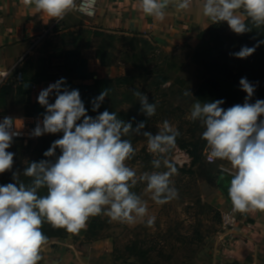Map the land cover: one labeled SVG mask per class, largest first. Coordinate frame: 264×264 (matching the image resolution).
Masks as SVG:
<instances>
[{
    "label": "clouds",
    "instance_id": "9594fccd",
    "mask_svg": "<svg viewBox=\"0 0 264 264\" xmlns=\"http://www.w3.org/2000/svg\"><path fill=\"white\" fill-rule=\"evenodd\" d=\"M23 4L58 23L72 11L93 15L96 0H82L80 4L77 0H23ZM191 4L192 0H138L140 11L158 22L165 20L169 6L182 12ZM202 14L214 24L227 22L233 33L241 35L253 27H264V0H203ZM261 44L264 40L252 47L242 46L230 55L245 59ZM239 84L247 94L243 104L225 109L221 107L223 100H197L191 106L190 119L199 121L205 129L201 138L206 141L208 160L227 161L233 170L232 179L225 182L232 212L264 213V119H260L264 116V100L250 103L255 86L246 78ZM108 92L104 89L92 99L93 112ZM52 95L54 103L49 102ZM133 95L139 100L141 113L148 118L156 114L157 104L150 103L147 95L137 90ZM183 95L193 97L190 90ZM37 100L46 112L31 136L63 135L43 153L49 159L31 162L24 169L23 175L31 178L29 183L20 182V173L13 172L15 183L0 185V264H39L48 242L42 231L45 223L73 235L86 229L90 218L101 214L122 224L139 221L154 226L155 217L148 215L147 202L131 190L138 182H146L145 191L157 205L179 198L171 179L178 168L169 153L176 148L180 132L169 121H163L154 135L143 131L145 122L133 127L131 121L118 118L115 112L104 110L89 116L79 90H70L64 78L42 89ZM18 121L10 116L0 121V174L13 167L15 154L7 149L20 135L17 130L22 125ZM131 135L147 138L148 151L154 156L152 167L164 171L144 172L137 177L126 163L136 154L131 140L125 138ZM42 189L46 190L43 195Z\"/></svg>",
    "mask_w": 264,
    "mask_h": 264
},
{
    "label": "rangeland",
    "instance_id": "374dc122",
    "mask_svg": "<svg viewBox=\"0 0 264 264\" xmlns=\"http://www.w3.org/2000/svg\"><path fill=\"white\" fill-rule=\"evenodd\" d=\"M87 18L75 12L69 14L52 34L39 43L25 62L29 81L21 88L0 86V116L26 113L43 117L46 109L38 103L37 97L42 89L55 83L52 78L64 77L73 84L94 85L104 78L114 79L125 74L130 77L133 73H129L135 72L138 75L134 84L113 89L111 96L108 93L109 106H115L120 111L116 113L117 117L126 122L131 121L133 127L145 122L143 131H151L155 135L163 121L167 120L180 132L176 148L169 153V159L178 168V174L171 179L178 189L179 198L157 205L151 200V193L145 191L146 182H138L131 190L147 202L148 215L155 217L154 226L148 227L139 221L132 225L122 224L101 214L90 218L86 229L78 235L69 234L64 229H53L47 223L43 225L42 231L48 241L55 238L105 245L112 264H193L197 258L214 251V241L222 230V212L217 205V196L227 197L223 187H226L228 176L220 171L219 159L210 165L203 154L206 163V168H203L193 161L188 151L191 146L183 148L184 142L188 145H202L205 142L201 138L205 129L199 121L190 119L191 106L197 100L194 96L185 97L183 93L190 90L194 94L202 81L219 79L221 88L228 95L224 98L233 102L226 105L227 109L235 105L236 101H239L237 104L244 103L247 95L244 91L241 90L243 94L240 95L243 98L232 93L237 90V86L241 89L239 81L246 78L255 86L249 102L264 100V48L257 47L245 59L230 55L245 44L252 47L264 40L257 36L264 29L253 27L251 32L237 35L229 29L227 22H222L218 30L222 37L217 43L211 40L210 45L199 47L201 41L198 39L175 52H165L150 40L134 35L110 33L112 37L102 35L98 38L95 33L100 32L90 27ZM103 39L105 48L99 54L95 43ZM85 75L88 80L82 81L81 77ZM162 76L171 81L157 88L154 82ZM133 90L147 95L149 102L151 99L155 101L157 109L153 117H146L130 101ZM134 101L139 102L137 97H134ZM49 102L54 103V95L50 96ZM110 107L97 110L94 117L104 110L111 113ZM260 119H264V116ZM55 135L45 134L28 144L13 141L7 149L15 154L13 167L0 174V185L15 183L13 172L20 173V182L29 183L31 178L23 175L24 169L31 162L49 159L43 153L63 134ZM125 138L130 139L136 149L133 159L126 163L137 177L144 172L165 170L152 167L154 156L148 151L146 137L131 135ZM56 155H60L59 149ZM45 193L46 190L42 189L40 194Z\"/></svg>",
    "mask_w": 264,
    "mask_h": 264
},
{
    "label": "crops",
    "instance_id": "0c3cea01",
    "mask_svg": "<svg viewBox=\"0 0 264 264\" xmlns=\"http://www.w3.org/2000/svg\"><path fill=\"white\" fill-rule=\"evenodd\" d=\"M202 4L203 0H192L189 10L182 12L169 6L165 20L158 22L140 11L138 0H99L97 15L87 20L95 30L142 36L162 51L175 52L190 46L201 33L218 24L203 16ZM71 13L74 12L65 18ZM63 20H49L33 6H25L23 0H0V70L17 66L23 73L35 48ZM220 161L219 166L229 164ZM219 195L217 205L221 212L232 209L229 198ZM236 215V226L219 232L213 253L197 258L193 264H264V213ZM41 255L39 264H112L105 245L83 240H49Z\"/></svg>",
    "mask_w": 264,
    "mask_h": 264
},
{
    "label": "trees",
    "instance_id": "16d2710c",
    "mask_svg": "<svg viewBox=\"0 0 264 264\" xmlns=\"http://www.w3.org/2000/svg\"><path fill=\"white\" fill-rule=\"evenodd\" d=\"M220 26H222V23H218V24L212 26L211 28H209L207 31L201 33L198 37L199 40L201 41V44L199 45V47H206V46L210 45L211 40H215L217 43L218 39H221V37H222V35L220 33H218V30L221 28ZM262 28L264 29V27H262ZM99 32L100 33H95L98 36V38H100L99 36H102V35L105 37L106 36L112 37V35H110V33H107L105 31H99ZM134 36H136V35H134ZM257 36L259 37V39H262V38L264 39V32L261 30V32L259 34H257ZM138 37L144 38L142 36H138ZM98 41L99 40H97V42L95 43V44H97L95 47L97 48V50L100 54V52L103 51L105 48L104 47L105 42H104V39L101 42H98ZM91 42L93 43L94 41H90V43ZM260 47L264 48V44H261ZM137 68H139V67H137ZM231 72H232V70H231ZM131 73H133V75L130 77L128 76V74H125L123 76L115 77L114 79L104 78V79H101L100 81H96V83L94 85L73 84V83L68 82L64 77H56V78H52L51 80H55V82H56L60 78H64L66 81V86L70 90L71 89H78L80 92V95H81V99L84 102L85 108L87 109V114L89 116L94 117V115L97 113V111L96 112L92 111V103H91L92 99L97 97L100 94V92L104 89H109L108 93L110 94V92H112L113 89H121L123 86L126 87V86L134 84L135 81L137 80L138 74L137 75L134 74L135 72H130L129 74H131ZM262 77H263L262 79H264V75ZM23 80H24V82L21 85L5 84L2 86L7 87L9 89L13 88V87L21 88L26 81H29V79L26 76L24 66H23ZM81 80L82 81L88 80L87 75L82 76ZM170 81H171L170 78L162 76L156 82H154V85L157 88H160L161 86L167 84ZM33 82L36 83V81H33ZM230 82H232V81H230ZM221 87L222 86L220 84L219 79L216 81L206 79V80L202 81L200 83V85H198L193 96H194L195 100H199L202 103L212 102L215 100H223L224 103L221 105V107L226 108V105L231 104L233 102L228 101V99L224 98L228 95L226 94V90H223ZM227 92H228V90H227ZM235 93H237L236 97L243 98V96L240 97V95L243 93H242L241 89L238 88V86H237V90L232 94H235ZM109 96H111V94ZM134 97L136 98V96H134V95L132 97H130V101L132 103H135V105L140 108L141 105L139 104L138 101H134ZM54 100H55V96H54ZM153 102H155V101L153 99H151L150 103H153ZM238 102L239 101H236L235 104H237ZM23 106H24V104H23ZM108 107H110L109 102H108V98L105 97L103 103L101 104V106L98 110L105 109V108L109 109ZM110 109L112 112H115L117 114H119V112H120L115 108V106L110 107ZM16 116H26V117H37V116H39V117L43 118L42 115H40V114H30L29 115L26 113H21L20 115H16ZM53 136H56V135L53 134ZM205 145H206V141L202 145L199 143L188 145V144H185V142L182 144L183 148H187V147L191 146V149H188V151L190 152V155L193 158V161L200 164V166H202L203 168H206V163L204 162V159H203V151H204ZM53 240H55V238Z\"/></svg>",
    "mask_w": 264,
    "mask_h": 264
},
{
    "label": "built area",
    "instance_id": "2783aa9c",
    "mask_svg": "<svg viewBox=\"0 0 264 264\" xmlns=\"http://www.w3.org/2000/svg\"><path fill=\"white\" fill-rule=\"evenodd\" d=\"M81 2H82V0H77L78 4H80ZM98 10H99V0H96V5H95V10H94L93 15L89 16L85 13L80 12V11H72V12H76V13H79V14L87 16V17H95L98 13ZM23 82H24L23 73L19 70V68L17 66L10 68V69H7V70H0V86L5 85V84L21 85V84H23ZM4 117L5 116H0V121H2ZM10 117H12L13 119L20 120L17 123L22 125V127L17 130V131H19L20 135L17 137H14L13 141L28 144L29 142L38 140L45 135L44 134L40 137H32L31 136V132L35 128L37 122L39 120H42L41 117H39V116H37V117L10 116ZM203 154L206 158V161L210 164L216 163L218 160V159H215L211 162L208 160V154L209 153H208L207 147H205ZM219 169H220V171H222L223 173H225L226 175H229V176L232 174V171H233L231 169L230 164L221 165V166H219ZM237 222H238V217H237L236 213L232 212V209L222 212L221 229L224 232H228V231L232 230L236 226Z\"/></svg>",
    "mask_w": 264,
    "mask_h": 264
},
{
    "label": "water",
    "instance_id": "95a60500",
    "mask_svg": "<svg viewBox=\"0 0 264 264\" xmlns=\"http://www.w3.org/2000/svg\"><path fill=\"white\" fill-rule=\"evenodd\" d=\"M232 179V177H228V181H230ZM223 190L225 191V194L227 195L228 197V194H227V187H223ZM229 198V197H228Z\"/></svg>",
    "mask_w": 264,
    "mask_h": 264
}]
</instances>
